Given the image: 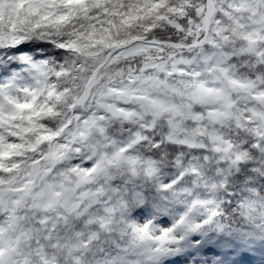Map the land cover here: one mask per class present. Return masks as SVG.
I'll use <instances>...</instances> for the list:
<instances>
[{
  "label": "clouds",
  "instance_id": "obj_1",
  "mask_svg": "<svg viewBox=\"0 0 264 264\" xmlns=\"http://www.w3.org/2000/svg\"><path fill=\"white\" fill-rule=\"evenodd\" d=\"M0 264H264V0H0Z\"/></svg>",
  "mask_w": 264,
  "mask_h": 264
}]
</instances>
